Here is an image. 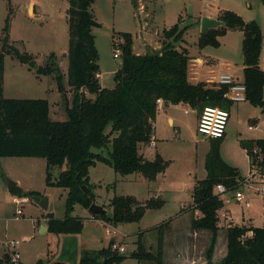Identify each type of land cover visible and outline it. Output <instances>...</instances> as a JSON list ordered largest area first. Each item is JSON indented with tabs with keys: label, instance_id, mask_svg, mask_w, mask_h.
<instances>
[{
	"label": "rangeland",
	"instance_id": "rangeland-1",
	"mask_svg": "<svg viewBox=\"0 0 264 264\" xmlns=\"http://www.w3.org/2000/svg\"><path fill=\"white\" fill-rule=\"evenodd\" d=\"M68 9V0H0V51L5 48L27 53L40 66L53 62L65 76L70 41ZM222 10L235 12L245 22L258 23L264 37V0H136V5L135 0H93L92 12L99 23L93 33L99 54L101 85L109 89L115 87V73L121 66V57H114V46L124 43V33L133 36V49L137 54L158 51L166 39L164 30L176 23H180V29L187 28L176 44H185L193 56L209 60L210 67L215 72L213 75L229 73L243 81L244 33L241 29H229L218 36V46L199 45L202 33V27L198 25L200 19L208 14L217 16ZM7 20L8 30L5 29ZM207 66V63L196 66L199 75L192 82L207 78L204 73ZM57 74H39L35 69L30 70L28 64L22 63L13 54L6 53L4 96L46 99L50 104L51 119L66 121L67 102L58 89ZM215 79L210 82L211 85L217 84ZM63 83L66 87L65 79ZM67 89L69 105L72 103L73 93ZM240 106L243 107L239 112L237 105L232 107L228 127L231 124L234 129L226 139L221 138L219 151L221 160L226 165L237 168L241 177H247L251 170L250 161L240 144L239 133L244 138L264 136V112L248 102ZM184 109H187V113ZM176 110L181 133H173L172 126H169L165 118L160 117L161 131L163 134H170L171 140L161 147L158 144L157 149L151 142L139 145L145 158L154 159L160 154L167 161L164 173L159 174L156 179L148 180L141 173L122 176L112 167L100 162L90 168L93 192L100 198L99 202L108 213L112 212L109 201L117 195L133 196L143 202L153 197L162 201L160 207L147 209L139 222L122 223L116 227L118 232L115 240L124 247L123 254L127 256L120 264H156L154 261H138L130 257V254L137 249L140 238L146 250L154 252L159 236L157 227L168 221H171L170 227H165L164 230L165 264H175L178 252L190 253L196 262L194 264H200L206 256L209 242L204 239H198L195 243L187 241V231L192 230V226L187 224L200 214L199 210L191 208V194L196 181L207 176L205 161L211 148V139L197 131L196 109L180 105ZM256 118L259 119L261 130H250L249 124ZM226 131L229 132L228 128ZM108 150L94 149L105 156H109ZM2 169H6L12 178L19 179L22 190L42 191L49 197L48 211L30 197L24 199L10 192L3 180L6 171ZM60 171L59 168L53 169V181ZM263 187L264 184L257 182L250 184L248 191L245 187L242 189L250 202L249 208H244L234 199L237 189L222 194V224L226 225L225 220L229 219L232 224L264 227V192L258 191ZM66 196L67 190L47 183V162L44 158H0V257L5 252L11 256V241L20 242L18 249L23 264H35L39 259L51 255L52 262L78 264L82 247H107L112 235L106 232V226L98 222H90L91 231H87L84 236L88 241L82 237L79 240L69 238L60 241L54 233L42 232L43 229L38 225L48 219V213L54 212L56 218L64 217ZM184 207L188 209L186 212L182 211ZM76 208L75 215H81V206L76 205ZM18 210H22L21 215ZM182 212L189 214L178 217ZM243 221L245 222L242 223ZM226 251L227 235L223 229L213 251L214 264L222 260Z\"/></svg>",
	"mask_w": 264,
	"mask_h": 264
},
{
	"label": "trees",
	"instance_id": "trees-1",
	"mask_svg": "<svg viewBox=\"0 0 264 264\" xmlns=\"http://www.w3.org/2000/svg\"><path fill=\"white\" fill-rule=\"evenodd\" d=\"M68 1L70 41L65 76L53 62L40 66L27 53L5 48L0 51V158L34 157L46 160L47 183L67 190L65 216L56 218L48 213V231L57 236L80 234L83 231L87 218L75 217L71 213L76 205L88 209L96 202L93 184L90 183V168L97 163L112 167L122 176L141 173L148 180H154L164 173L168 163L160 154L149 160L139 149L141 143L152 142L159 109L158 99L174 105L186 103L197 109L198 114L206 106H218L230 111L234 104L224 96L227 87L211 85L206 81L192 82L189 50L176 44L187 29H180V23L164 30L166 39L173 41L165 39L160 50L142 54L134 52L133 36L124 33V43L119 44L122 52L121 66L115 73V87H103L99 79V54L93 33V29L99 26L92 12L93 0ZM218 19L224 25L201 33L199 45L218 46V36L229 29L243 31L242 82L246 86V99L264 112V70L260 66L264 37L260 26L254 21L245 22L240 15L230 10L221 11ZM7 21L6 30L9 29ZM6 53L13 54L22 63L28 64L30 70L35 69L39 74L58 73V89L67 102L66 121L51 119L50 104L46 99L4 96ZM67 88L73 93L69 105ZM212 139L205 161L207 176L196 182L191 194V208L200 211L191 221L192 229L208 230L211 233L206 253L208 264H214L213 251L222 229L226 230L227 253L218 264H264V227L222 224L224 201L214 187L224 184L229 191H233L239 188L243 177L237 168L221 160L219 150L222 139ZM240 144L253 161L262 159L259 166L262 167L264 177V138L241 139ZM94 149H109V156L95 152ZM54 168L61 171L53 181ZM12 193L31 199L43 196L35 190L23 191L19 186ZM109 204L111 213L91 214L88 219L101 220L113 226L139 222L147 209L160 207L162 201L153 197L143 202L133 196L117 195L110 199ZM185 210L188 209L182 208V211ZM170 222L157 227L159 236L154 252L146 250L140 238L137 249L130 257L163 264L164 230ZM114 243L115 240L111 239L107 247L84 250L78 264H120L127 256L113 250ZM51 256L39 259L35 264H68L52 262ZM10 263L11 256L5 252L0 257V264Z\"/></svg>",
	"mask_w": 264,
	"mask_h": 264
},
{
	"label": "built area",
	"instance_id": "built-area-1",
	"mask_svg": "<svg viewBox=\"0 0 264 264\" xmlns=\"http://www.w3.org/2000/svg\"><path fill=\"white\" fill-rule=\"evenodd\" d=\"M121 47L119 45H115L114 49V57L120 58L121 57ZM264 62V40L261 47V54H260V66L264 70V65L262 64ZM215 82L219 86H225L227 87V92L225 93V97L231 100L233 103H241L246 102V86L242 81H239L236 77H234L231 74H220L215 79ZM158 108L162 107L163 100L158 99ZM230 118V112L224 108L218 107V106H206L203 108L201 113L199 114L198 118V125H197V131L203 135L206 138L210 139H219L223 138L226 133V128L229 122ZM259 127L256 126H249L250 130L258 129ZM152 145L154 146L155 143L153 142ZM256 152V151H255ZM257 153V152H256ZM261 158H259L258 161H253V159L250 156V174L247 177H243L240 182L239 188L234 192V199L241 203L244 208L250 207V202L245 194V192L242 190L244 187L248 191L250 189V184H255L257 182L264 184V177L262 175V167L259 166V163L261 162ZM259 178V179H258ZM214 190L216 193L225 194L229 192L228 188L224 184H217L214 187ZM258 191L264 192V187L259 188ZM18 202V201H17ZM18 214H22V210H18ZM101 221V220H100ZM101 223L106 226V232L109 235L115 236V234L118 232L116 229V226H113L111 224L105 223L101 221ZM229 224H232L229 222ZM20 244L19 241H11L10 246L13 248L11 249V263L10 264H21V253L18 249V245ZM113 250H118L119 252L123 253L125 250L123 246L119 242L115 240V243L112 245Z\"/></svg>",
	"mask_w": 264,
	"mask_h": 264
},
{
	"label": "crops",
	"instance_id": "crops-1",
	"mask_svg": "<svg viewBox=\"0 0 264 264\" xmlns=\"http://www.w3.org/2000/svg\"><path fill=\"white\" fill-rule=\"evenodd\" d=\"M31 5H33V3H31ZM223 11V10H222ZM200 14V13H199ZM219 15L220 14H218L217 16H215V15H213V14H208L207 15V17H210V18H217L218 19V17H219ZM201 20V19H200ZM199 27L201 26V22H199ZM181 46H184V47H187V45H183V44H181ZM188 48V47H187ZM188 50H189V48H188ZM137 53V52H136ZM189 53H190V50H189ZM190 56H191V58H192V60H191V69H190V76H191V80H193V79H195V78H197L196 76H198L199 74H198V72H197V69H196V66H202V65H204V64H206L207 63V68H206V71H204V73L206 74V76H207V78L206 79H200V80H198L197 82H199V81H206V82H212V80L213 79H215V78H217V76H219L220 74H218V75H213V74H215V72H213V70L211 69V67H210V61L209 60H203L200 56H193L191 53H190ZM196 64H198V65H196ZM202 70V69H201ZM243 70H244V65H243ZM221 74H227V73H221ZM229 74V73H228ZM232 75V74H231ZM235 77V76H234ZM99 79H100V81H101V73L99 74ZM215 81V80H214ZM240 81V80H239ZM196 83V82H195ZM246 102H248V101H246ZM242 103H244V102H241V103H234L233 105H232V107L234 106V105H237L238 106V108H237V111L239 112L241 109H242V107L243 106H240V104H242ZM249 103V102H248ZM180 105H183V106H189L188 104H186V103H180V104H176V105H174V104H169L168 102L166 103V102H164L163 101V105H162V107H160L159 109H158V113H157V117H156V121H155V131H154V136H153V139H152V142H151V145H152V143L154 142L155 143V146H156V149L158 148V144H159V146L161 147V145L163 144V143H166V142H169L170 140H171V135L170 134H163L162 133V131H161V128H160V126H161V122H160V117H162V118H165L166 120H167V123L169 124V126L171 127L172 126V128H173V133H175V131H177V133L179 132V133H181V123H180V121H179V117H178V112H177V108L180 106ZM252 105V104H251ZM253 106V105H252ZM232 107H231V109H230V116H231V113H232ZM255 107V106H254ZM197 110V109H196ZM184 112L185 113H187V109H184ZM198 118H199V114H197V125H198ZM229 120H230V118H229ZM258 118H256V119H253L252 121H253V123L252 124H249V126L250 125H252V126H258L259 128L257 129V130H261V127L259 126V124H258ZM228 124H229V122H228ZM227 128H228V130H229V132H227L226 131V133H225V135H224V137H225V139L227 138V136L229 135V133L234 129L232 126H231V124L229 125V127H228V125H227ZM227 128H226V130H227ZM249 128V127H248ZM253 130H255V129H253ZM263 132H264V130H263ZM241 136H240V140L241 139H256V138H264V136H260V135H258L257 137H249V138H244L243 137V134L242 133H239ZM180 138V137H179ZM153 146V145H152ZM246 152V151H245ZM247 154V153H246ZM248 159H249V161H250V158H249V156H248ZM97 165V164H96ZM95 165V166H96ZM2 170H5L6 171V169H2ZM7 176H9V177H11V175H10V173L8 172V171H6V173H5ZM12 178V177H11ZM14 178V177H13ZM12 178V179H13ZM14 180L16 181L17 180V183H18V185L17 186H19V184H20V181H19V179H16V178H14ZM198 181V180H197ZM196 181V182H197ZM90 183H91V179H90ZM92 184V183H91ZM22 189V188H21ZM23 191H30V190H28V189H25V190H23ZM35 191H37V190H35ZM38 192H40V193H42V191H38ZM95 193V192H94ZM43 194V193H42ZM95 195H96V203L97 204H99V205H102L99 201H100V198H98V196H97V194L95 193ZM43 196H46V195H44L43 194ZM49 198V197H48ZM16 199V201H19V200H17V198H15ZM24 199H26V198H24ZM33 200V199H32ZM34 201V200H33ZM36 202V201H35ZM49 202H50V200H49ZM37 203V202H36ZM103 207H104V205H102ZM105 208V207H104ZM48 209H49V204H48ZM48 209L46 210V211H48ZM81 215H75V212H76V210H77V208H76V206L74 207V211H73V213L71 214L72 216H80V217H86L87 218V220L85 221V225H84V229H83V231L80 233V234H62V235H59L58 237H59V240L60 241H62V240H67V239H69L70 238V240H73V239H76V240H79V238L80 237H82L83 239H85L84 238V236L86 235L85 233L87 232V231H91L90 230V228H89V226L90 225H92L90 222H98V223H100L101 225H103L102 223H101V221L100 220H94V219H88L90 216H91V213H89V210L88 209H86V208H82V206H81ZM186 212V211H185ZM50 214H53V216H54V212H50ZM186 214H189V213H180L179 214V216L178 217H181V216H185ZM195 214V213H194ZM65 216V215H64ZM224 216H226V217H228V215L227 214H224ZM55 217V216H54ZM229 219H227V220H225V222H226V225L227 224H229V221H228ZM47 221H48V219H46V220H44V221H42V222H40L39 220H38V222H40L39 223V227H41L42 229H43V231L42 232H46V231H48V225H47ZM192 221V220H191ZM37 221L35 220V223H36ZM188 222V221H187ZM245 221H243L242 223H244ZM170 224H171V222H170ZM119 226V225H118ZM187 226H191V222L190 223H188L187 224ZM117 227V226H116ZM169 227H170V225H169ZM223 231V229L222 230H220V232H219V234L221 233ZM187 236H188V239H187V241H189L190 243H195L198 239H204L205 241H208L209 242V244H210V240H211V233H210V231H208V230H194V229H189L188 231H187ZM186 237V236H185ZM187 238V237H186ZM111 239H116L117 240V238H116V235L115 236H113ZM110 239V240H111ZM190 239H192V241H190ZM86 240V239H85ZM86 241H88V240H86ZM87 245V244H86ZM217 245V244H216ZM104 248V247H103ZM99 249H102V248H100V247H97V248H93V247H82V249H81V254H80V257H81V255H82V252L84 251V250H99ZM164 255H163V264H165V262H166V259H165V240H164ZM226 253H227V251H226ZM226 255V254H225ZM224 255V256H225ZM79 260H80V258H79ZM194 259L191 257V255H190V253H181V252H178L177 253V259H176V262H175V264H185V262H187V264H191V263H196L195 261H193ZM78 263H79V261H78ZM214 263V262H213ZM21 264H23L22 263V261H21ZM200 264H208L207 263V258H206V256H205V258H202V260L200 261Z\"/></svg>",
	"mask_w": 264,
	"mask_h": 264
},
{
	"label": "water",
	"instance_id": "water-1",
	"mask_svg": "<svg viewBox=\"0 0 264 264\" xmlns=\"http://www.w3.org/2000/svg\"><path fill=\"white\" fill-rule=\"evenodd\" d=\"M223 25L224 22L217 18L203 17L201 19L202 33H207L209 29L220 27ZM3 180L10 192H12L18 185L17 181L7 176L6 174H3ZM84 189L88 191L86 187H84ZM33 200L36 201L43 209H48L49 198L47 196H36L33 198ZM88 210L91 214L103 213L107 211L102 205H99L96 202L91 204Z\"/></svg>",
	"mask_w": 264,
	"mask_h": 264
}]
</instances>
